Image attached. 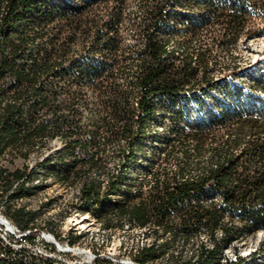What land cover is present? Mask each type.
<instances>
[{"label": "trees", "instance_id": "16d2710c", "mask_svg": "<svg viewBox=\"0 0 264 264\" xmlns=\"http://www.w3.org/2000/svg\"><path fill=\"white\" fill-rule=\"evenodd\" d=\"M128 2L0 0V208L20 228H34L38 215L15 204L28 194L25 182L33 171L5 167L3 159L7 154L13 161L27 159L62 133L65 147L58 159L72 166L63 169L61 178L81 177L83 168L94 171L101 158L96 139L86 135L97 126L108 136L105 142L125 144L120 159L126 167L109 172L105 186L95 179L84 183L76 208L107 230L125 223L149 228L156 240L135 249L137 263L222 264L229 244L264 230V113L243 98L244 91L230 87L245 68H220L217 76L214 49L228 51L242 36L264 33L254 21L256 15L264 20V0H141L140 45L124 48ZM181 12L188 16L179 23L182 35L194 39L204 31L212 45L171 49L166 32ZM194 13L200 26L189 23ZM252 81L246 88L251 94L264 92V80ZM91 91L99 98V123L85 116ZM211 93L230 99L216 104L210 117L192 121L187 111H178L180 104ZM160 114L170 115L162 155L180 169L163 177L149 169L152 179L137 188L138 200L111 205ZM49 165L50 158L40 164ZM202 234L213 248L200 243L198 254L189 258L172 253L174 244L159 242L160 236L171 235L182 239L184 248ZM68 240L76 243L79 237L69 234Z\"/></svg>", "mask_w": 264, "mask_h": 264}, {"label": "rangeland", "instance_id": "374dc122", "mask_svg": "<svg viewBox=\"0 0 264 264\" xmlns=\"http://www.w3.org/2000/svg\"><path fill=\"white\" fill-rule=\"evenodd\" d=\"M140 13L141 0H129L123 19L122 38L124 48L129 45H137L138 47L140 45L136 28L140 21ZM187 17V14L181 12L178 20L172 23L166 32V34H170L171 49L179 52L190 44L196 49L212 45V38L207 32H201L194 39H189L182 35L179 23L186 20ZM254 21L258 24V27H264V20H262L261 16L256 15ZM190 22L196 26H200L198 14H191L189 16ZM214 50L215 65H217L215 69L216 71L218 69L216 72L218 73L217 76H221V72H219L220 68H245L246 72L243 75L238 74L235 80L230 81V87L235 91H244L243 98L253 100L258 110L264 113V92L260 91L253 95L246 89L252 87L251 83L255 77L259 78V80H264V33L253 38L244 35L228 51ZM229 99L230 96L228 94L211 93L202 101L180 104L178 111H187L192 121H200L205 117H210L211 113L215 110L216 104L224 106ZM88 103L89 108L86 110L85 116L99 123L102 116L98 112L100 102L97 94L91 91ZM169 117V114H160L154 124L151 125L145 143H143L142 151L138 155L137 161L127 168L126 176L122 178L116 194L112 196L111 205L124 203L128 200H138L139 194L137 188L152 179L151 176L146 174V171H149V169L151 171L158 170L161 177L165 175V172L175 173L180 169V166L174 160H164V155H162L167 150V146L164 143L169 137ZM86 135L87 137H94L96 139L97 148L95 151L100 153L101 158L94 171H90L85 167L83 171L86 174L78 178L72 179V177L70 180H62L63 178H61L63 169L72 166L70 160L67 159L63 164L58 159V154L65 147L61 140L63 137L62 133L58 134L47 146L36 147L27 159L17 158L13 161L11 160V155L7 154L2 161V165L11 169L27 168L28 171H33L29 180L25 182L28 194L23 196L22 199L17 200L15 204L19 208H25L28 212L36 213L38 216L35 223L50 226L55 234L60 237L63 236V233H66L67 229H70V226L67 224L68 218L76 208V198L78 192L81 191L82 185L90 179H95L105 186L108 181L109 172L123 170L126 167L120 159V152L124 149V143L105 142L104 139L108 136L104 131L97 130V126L86 133ZM49 158L50 165L48 168L41 167L40 164ZM1 184L2 182L0 181ZM147 189L145 187L144 191L146 192ZM93 217L91 215L83 216V218L78 217V225H76L79 227L83 226V224L85 226L87 224L90 225L89 229H92L93 233L91 237H94V241L97 243L94 247H99L106 255L110 254V257H121V261L133 259L132 255L137 247L153 243L156 240V236L153 235L149 228L139 229L136 226L131 227L128 223H125L123 228L115 231L99 232V226ZM201 236L204 237L209 246L212 245L206 234H202ZM201 236L190 241V244L184 248L182 247L183 240L174 239L171 235L160 236L159 242L164 241L174 244L171 248L172 253L189 258L194 255V251L199 247L202 241ZM217 238H219V235ZM260 239H264V233L241 235V237L234 240L226 248L234 249L235 247H243L245 245L254 247ZM62 240L64 239L62 238ZM83 243L80 245L81 247L90 249L91 243L85 241ZM152 264H165V262L159 261Z\"/></svg>", "mask_w": 264, "mask_h": 264}, {"label": "bare ground", "instance_id": "6f19581e", "mask_svg": "<svg viewBox=\"0 0 264 264\" xmlns=\"http://www.w3.org/2000/svg\"><path fill=\"white\" fill-rule=\"evenodd\" d=\"M80 198H81V192L79 191L78 196L76 198V202H77L76 205H79ZM3 209L0 208V219L10 220L2 213ZM81 214H83V213H81L77 208L74 209L73 214L68 218V222H67L68 226H70V229H67L66 233H63L62 237L55 234V232L52 230V228L50 226H47L46 224L45 225H39L38 223H35L34 228H30L27 230L31 234L43 233L44 235H46L47 237H49L53 240L63 241L64 247H67V249H69L74 254L94 256V257H98V258H111L110 254L106 255V253H103L99 249V247H94V245H96L97 243H96V241H94V237H91V235L93 233H92V229H89L91 227L90 225H88L86 223L87 224L86 226H85V224H83V226H80V227L77 226L78 225V217L83 218V216H90L91 215L89 212L84 213L83 215H81ZM93 218L99 226V232L102 231L103 233H105L106 231H110L104 227L103 222L99 221L96 217H93ZM73 219H75V220H73ZM74 222H76V223H74ZM12 224H13L14 229L16 230V233H25L26 230L20 228L14 222H12ZM31 225H33V224H31ZM68 230L71 232H69ZM262 233H264V230H261L255 234H262ZM69 234L79 237V240L76 243L70 242L68 240ZM217 234L219 235V238H221L223 236V232L221 230H218L216 232V236H218ZM62 238L64 240H62ZM201 238H202L201 243H204L208 248H213V244L209 246L207 241L204 239V237L201 236ZM83 241L91 243L90 249H86V248H83L80 246V245L84 244ZM197 249L194 251L195 252V253H193L194 255L196 253L198 254ZM9 259H13V258L10 257V255H2V257H0V260L6 261ZM241 260H244V264H264V239H260L254 247L245 245L243 247H235L234 249L233 248H226L225 251L222 253V260H221L222 264H235ZM46 261H51V263L53 262L54 264H77V263H57V257H54V255H46ZM122 262H125L127 264H140V263L135 262L134 259H127L126 261H122ZM111 264H121V263L120 262H113Z\"/></svg>", "mask_w": 264, "mask_h": 264}, {"label": "built area", "instance_id": "2783aa9c", "mask_svg": "<svg viewBox=\"0 0 264 264\" xmlns=\"http://www.w3.org/2000/svg\"><path fill=\"white\" fill-rule=\"evenodd\" d=\"M2 255H10L14 260H22L25 263L37 264L46 263V255L57 257V263L127 264L121 261V257L98 258L74 254L64 247L63 241L53 240L43 233L31 234L27 229L25 233H16L12 221L6 219H0V257Z\"/></svg>", "mask_w": 264, "mask_h": 264}]
</instances>
